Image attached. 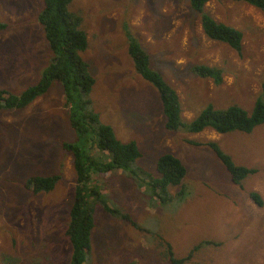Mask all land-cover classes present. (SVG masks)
I'll list each match as a JSON object with an SVG mask.
<instances>
[{
  "label": "rangeland",
  "instance_id": "obj_1",
  "mask_svg": "<svg viewBox=\"0 0 264 264\" xmlns=\"http://www.w3.org/2000/svg\"><path fill=\"white\" fill-rule=\"evenodd\" d=\"M39 7L40 0H0V89L12 95L34 85L48 59L36 23ZM68 9L86 37L80 57L93 80L91 107L100 122L120 143H135L139 170L154 176L155 160L165 152L185 167L183 200L165 206L151 203L148 188L136 178L120 172L94 176L110 206L129 220L95 205L88 264H170L183 257V264H264V123L247 134L166 132L158 95L135 74L122 32L127 26L151 70L174 91L183 121L206 104H238L249 114L264 85V11L231 0L204 4L214 22L242 34L237 56L203 36L186 0H72ZM194 65L219 69L221 83L196 77ZM76 141L59 83L24 109L0 110V264H68L63 232L74 179L71 156L61 144ZM205 142L255 173L231 183ZM51 175L58 180L48 192L33 194L25 186L30 177ZM177 190L167 191L174 196ZM250 191L260 196L261 207L249 200Z\"/></svg>",
  "mask_w": 264,
  "mask_h": 264
},
{
  "label": "trees",
  "instance_id": "obj_2",
  "mask_svg": "<svg viewBox=\"0 0 264 264\" xmlns=\"http://www.w3.org/2000/svg\"><path fill=\"white\" fill-rule=\"evenodd\" d=\"M72 0H40L36 23L49 52L44 68L37 82L21 93L12 95L0 89V110L24 109L35 98L43 95L52 82L61 84L62 99L66 106V121L78 144L65 143L61 148L71 156L73 188L71 203L67 213L64 235L70 248L68 264H87L90 247L89 233L92 229L95 205L112 217L129 220L118 208L112 205L101 193L94 176L102 178L108 174L123 173L136 178L148 188V199L157 206L177 204L184 198L181 188L185 167L179 159L169 152L160 154L154 163L155 175L139 170L135 161L139 152L133 141L120 143L116 140L112 128L100 122L98 114L91 107L90 91L93 80L87 72L86 64L80 57L86 48V37L79 28L80 19L68 9ZM209 0H186L191 12L198 16L200 30L210 41L225 44L235 55L242 51V34L227 25L214 22L204 11L203 6ZM243 2L264 11V0H231ZM5 24L0 23V32ZM126 40V53L130 58L135 74L146 82L158 95L160 116H163V128L166 132L180 131L184 134H197L205 129L217 134L230 132L250 133L256 126L264 123V85L260 95L254 99L248 114L238 104L224 109H215L206 104L190 121L180 117V107L174 91L161 79L160 75L149 67L148 57L133 40L127 26L122 25ZM190 71L198 78L208 79L214 85L221 83V71L217 68L194 65ZM76 141V143H77ZM193 146L199 143L185 140ZM220 161L231 183L238 184L245 177L255 173L252 168L234 165L230 158L214 142H205ZM58 177L33 176L25 181V186L33 192H48L53 189ZM169 187H178L174 196L167 191ZM249 200L261 207L260 196L253 191L247 194ZM131 225L134 226L133 223ZM158 237V236H157ZM161 242V238L158 237ZM165 255L169 244L162 243ZM169 259V258H168ZM186 257L169 259L170 264H183ZM32 264H38L33 262Z\"/></svg>",
  "mask_w": 264,
  "mask_h": 264
},
{
  "label": "crops",
  "instance_id": "obj_3",
  "mask_svg": "<svg viewBox=\"0 0 264 264\" xmlns=\"http://www.w3.org/2000/svg\"><path fill=\"white\" fill-rule=\"evenodd\" d=\"M69 246V245H68ZM70 255V254H69ZM68 260H69V258H68ZM33 263V262H32ZM87 264H88V255H87Z\"/></svg>",
  "mask_w": 264,
  "mask_h": 264
}]
</instances>
